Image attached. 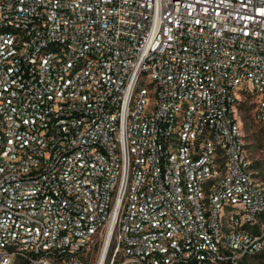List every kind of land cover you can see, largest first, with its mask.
<instances>
[{"label": "built area", "instance_id": "obj_1", "mask_svg": "<svg viewBox=\"0 0 264 264\" xmlns=\"http://www.w3.org/2000/svg\"><path fill=\"white\" fill-rule=\"evenodd\" d=\"M264 0H0V264H245L264 181Z\"/></svg>", "mask_w": 264, "mask_h": 264}, {"label": "rangeland", "instance_id": "obj_2", "mask_svg": "<svg viewBox=\"0 0 264 264\" xmlns=\"http://www.w3.org/2000/svg\"><path fill=\"white\" fill-rule=\"evenodd\" d=\"M255 104L253 98L246 97L238 106L243 132L246 136L247 148L252 161L251 170L255 176L264 181V125L257 123L253 117ZM98 247L86 258L87 264H96ZM246 264H264V253L249 259Z\"/></svg>", "mask_w": 264, "mask_h": 264}, {"label": "trees", "instance_id": "obj_3", "mask_svg": "<svg viewBox=\"0 0 264 264\" xmlns=\"http://www.w3.org/2000/svg\"><path fill=\"white\" fill-rule=\"evenodd\" d=\"M262 254H263V253H262ZM262 254H261V255H262ZM261 255H258V256H261ZM258 256H256V257H258ZM256 257H254V258H256ZM247 261H248V260H247ZM247 261H246V262H247ZM245 264H246V263H245Z\"/></svg>", "mask_w": 264, "mask_h": 264}, {"label": "bare ground", "instance_id": "obj_4", "mask_svg": "<svg viewBox=\"0 0 264 264\" xmlns=\"http://www.w3.org/2000/svg\"><path fill=\"white\" fill-rule=\"evenodd\" d=\"M100 264H103V261Z\"/></svg>", "mask_w": 264, "mask_h": 264}]
</instances>
